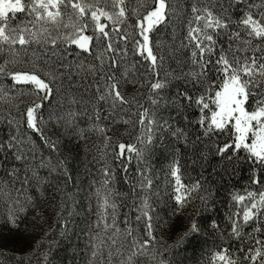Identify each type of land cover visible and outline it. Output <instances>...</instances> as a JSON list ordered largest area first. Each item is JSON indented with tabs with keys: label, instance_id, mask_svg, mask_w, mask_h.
<instances>
[{
	"label": "snow or ice",
	"instance_id": "6c2138e0",
	"mask_svg": "<svg viewBox=\"0 0 264 264\" xmlns=\"http://www.w3.org/2000/svg\"><path fill=\"white\" fill-rule=\"evenodd\" d=\"M173 18L181 26L180 48L189 71L161 78L165 57L155 33ZM129 51L143 75L136 63H125ZM0 58V124L6 125L0 131V205L5 209L0 228L20 231L22 214L37 203L33 193L42 195L49 183L40 170L72 179L66 159L60 158L59 142L46 133L49 125L85 142L97 134L103 163L98 179L89 185L88 210L95 214L94 223L86 225L93 258L89 264L104 248L109 264L114 256L121 257L119 264H141V258L173 264L166 259L169 251L207 229L188 215L173 244L157 240L149 199L153 181L139 161L147 160L154 137L168 134L210 169L207 177L202 173L186 183L180 150H175L168 170L173 215L183 217L197 200L206 205L212 198L209 181L223 186L247 166L248 184L243 194L231 193L226 214L228 239L240 242L239 255L233 256L231 244L217 245L204 264H264V239L257 238L264 236V0H191L188 7L171 0H137L135 5L129 0H0ZM169 76L184 82L175 97L162 95ZM145 95L147 107L141 103ZM168 108L176 112L175 124L161 114ZM121 125L139 126L135 144L113 143ZM38 147L56 153L55 163ZM109 148L113 162L123 165L133 155L138 161L137 178L123 169L128 193L114 187ZM129 195L136 224L143 221L142 227H133L128 213L120 219L122 198ZM60 207L63 235L67 201L62 199ZM219 227L212 220V230ZM245 227L252 228L247 243ZM220 239L224 241L223 233ZM24 259L31 264L29 257L17 258L19 264ZM43 259L50 264L47 253Z\"/></svg>",
	"mask_w": 264,
	"mask_h": 264
},
{
	"label": "trees",
	"instance_id": "16d2710c",
	"mask_svg": "<svg viewBox=\"0 0 264 264\" xmlns=\"http://www.w3.org/2000/svg\"><path fill=\"white\" fill-rule=\"evenodd\" d=\"M137 0H129L130 5H135ZM172 3H178L184 7H188L191 0H171ZM258 2V0H257ZM187 19V17H185ZM186 28V24L184 25ZM155 37L159 39L162 51L164 54L163 68L160 72L161 78L166 73L172 76H180L181 72L189 71L185 66L186 56L185 52L180 48L182 39L181 26L179 21L175 18L170 19L167 24L161 25L159 31L155 33ZM3 60L0 58V63ZM125 63L130 67L133 63L137 64L139 73L144 74L143 67L139 62H135L132 53L129 51ZM169 76L171 81L169 87L162 95L175 97L178 91H183V81L173 79ZM129 94H134L131 86L128 87ZM147 97L141 100L146 107ZM55 105V101L53 102ZM4 111V106L0 104V112ZM165 119L172 117L170 123L175 124L177 115L174 110L168 108L161 113ZM124 119H128L127 116ZM84 126V125H81ZM6 125L0 124V131L5 130ZM47 135L52 140L59 142L60 158L66 159L69 173L72 176L71 180L65 181L64 176L57 173H52L49 176L47 169L40 170L42 177H47L48 184L42 188L43 194L34 192V198L37 203L35 207H29L27 212L22 214L24 223L20 226V231L9 232L6 228H0V264H19L18 257H29L31 264H45L43 256L47 253L50 264H89L91 257V246L86 225L94 223L95 214L88 210V193L89 185L92 180L98 179V169L102 167L98 149H103V144L97 134H92L87 141H81L74 137L64 135L63 128L49 125L46 130ZM117 135L113 136V143L129 142L136 143V137L139 135V126L132 128L131 126L121 125L117 129ZM112 135L111 132L108 133ZM155 143L151 145V153L147 160L139 161V166L144 169L146 174H150L153 181V188L149 196L152 216L153 229L157 240L162 244L171 245L179 232L183 231V225L187 223V216L193 215L196 222L207 231L202 232L201 235L195 239L189 238L184 243L179 244L174 249L170 250L166 259L172 260L173 264H204L209 252L214 251L217 245L222 248L228 247L231 244L230 251L234 257H237L236 249L241 246L240 242L228 239V221L226 214L229 212V204L231 203V193L236 190L243 194V186L248 184L247 181V166H244L239 172L234 175L228 183L213 184L209 181L210 190L212 192L211 200L202 205L199 200L195 201L183 217L179 213L173 215L172 204L173 201L168 199V193L171 191L169 183L171 177L168 174L169 165L175 157V150L179 149L180 163L182 165V179L186 183L194 182L201 178V174L208 176L210 169L198 157L193 154L189 147L185 149L183 142H177L168 134H160L154 137ZM39 145V141L37 142ZM43 151L45 157L52 156L53 163H55L56 153H49L47 149L38 147V152ZM112 150L108 149L107 160L108 163L115 169L116 176L114 180V187L120 193H128L130 191L128 184L124 182V167L128 169V176L135 179L138 177V161L135 156L129 162L125 159L124 164L120 160L113 162L111 155ZM127 156L128 154L125 153ZM39 160V156L37 157ZM196 160L197 163H193ZM207 169V170H205ZM252 190V189H249ZM72 194V199H68L67 194ZM62 199L67 201V210L63 215L67 218V231L62 235L61 229L63 221L59 219L57 213L61 212ZM124 207L120 209L121 221L124 216L123 213H128V218L133 227H142L143 221L140 225L136 224L135 217L137 215L136 208L133 206V197L128 196L126 199L122 198ZM214 200L215 203L211 201ZM118 203L121 201H117ZM139 204V200L136 201ZM93 208L95 207V200L92 201ZM235 211V209H231ZM5 211L4 207L0 205V213ZM68 212L72 214L69 216ZM211 218V219H210ZM212 220H215L219 225L217 231L211 228ZM0 220V224H2ZM123 227V225H121ZM245 233L244 243L248 242L247 233H252L251 227L242 229ZM221 233L224 234V241L220 239ZM258 239H264V236H258ZM37 243L42 247L37 248ZM36 253L37 255H32ZM121 257L114 256L110 264H119ZM23 264H29L28 259H24ZM93 264H109L108 250L104 248L102 254L98 253V258L93 261ZM141 264H151L150 261H145L141 258Z\"/></svg>",
	"mask_w": 264,
	"mask_h": 264
}]
</instances>
